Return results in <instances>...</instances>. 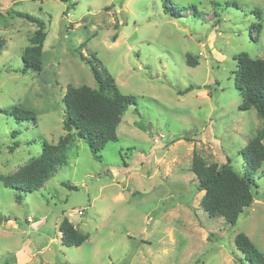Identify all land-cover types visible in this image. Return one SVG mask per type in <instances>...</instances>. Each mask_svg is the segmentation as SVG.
Returning <instances> with one entry per match:
<instances>
[{
    "label": "rangeland",
    "instance_id": "374dc122",
    "mask_svg": "<svg viewBox=\"0 0 264 264\" xmlns=\"http://www.w3.org/2000/svg\"><path fill=\"white\" fill-rule=\"evenodd\" d=\"M164 2L0 0L7 40L0 108L19 105L37 115L34 122L0 112V173L15 172L40 155L43 139L57 142L66 133L68 84L97 87L73 48L95 53L120 90L137 99L102 160L77 137L68 162L40 190L18 192L0 181V264H251L235 245L239 232L264 253V165L254 175L255 199L235 223L204 210L192 170L196 152L245 170L241 151L262 120L256 109L240 108L234 55L264 58V15L255 12L264 0H172L169 10ZM10 9L46 21L39 73L20 70L37 26ZM65 217L89 234L82 245L62 243Z\"/></svg>",
    "mask_w": 264,
    "mask_h": 264
},
{
    "label": "trees",
    "instance_id": "16d2710c",
    "mask_svg": "<svg viewBox=\"0 0 264 264\" xmlns=\"http://www.w3.org/2000/svg\"><path fill=\"white\" fill-rule=\"evenodd\" d=\"M171 1L164 2L168 10L171 9ZM174 7L179 8L176 5ZM193 7L196 9V6ZM255 12L258 17L264 15V6ZM9 14L36 24V30L29 37V44L22 52L23 66L20 70L25 74L41 72L44 67V45L48 36L46 21L23 11L10 9ZM6 43V38L0 37V54ZM73 51L90 66L97 87L68 84L63 97V128L66 133L57 142L43 139L40 155L30 158L15 172L0 173V181L4 186L27 193L43 188L59 167L68 162L69 147L77 137L84 139L95 158L102 160L101 153L107 144L119 139L117 129L124 113L131 105L137 104L134 95L125 94L120 90L114 76L102 66L95 53L88 57L82 52L81 45L73 48ZM234 58L237 60L235 82L242 95L240 108L256 109L262 120V127L241 151L245 170H236L229 162L208 163L198 152L194 153L192 160V170L199 181L198 189L204 191L201 206L210 216H223L227 223L237 222L244 209L253 203V188L256 184L254 175L264 165V58L253 57L246 51L235 54ZM187 62L192 65L196 63L191 60V55H188ZM194 88L192 84L178 92L184 94ZM0 112L18 120L37 122L34 110L19 105L0 108ZM20 133L14 131L13 137ZM181 138L187 136L176 137L175 140ZM19 145L20 141L16 140L12 148ZM17 198L22 201L20 194ZM58 227L62 234V243L67 246H80L89 238V234L78 229L68 217H65ZM235 245L251 264H264V253L246 233L236 234Z\"/></svg>",
    "mask_w": 264,
    "mask_h": 264
},
{
    "label": "water",
    "instance_id": "95a60500",
    "mask_svg": "<svg viewBox=\"0 0 264 264\" xmlns=\"http://www.w3.org/2000/svg\"><path fill=\"white\" fill-rule=\"evenodd\" d=\"M121 17H122V19H123L124 21L127 20V15H126L125 11H121Z\"/></svg>",
    "mask_w": 264,
    "mask_h": 264
}]
</instances>
